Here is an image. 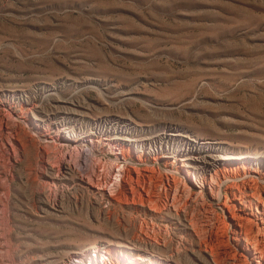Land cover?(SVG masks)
<instances>
[{
	"label": "rangeland",
	"instance_id": "1",
	"mask_svg": "<svg viewBox=\"0 0 264 264\" xmlns=\"http://www.w3.org/2000/svg\"><path fill=\"white\" fill-rule=\"evenodd\" d=\"M103 118L218 142L221 196L178 144L156 162ZM249 187L264 198V0H0V264H258ZM141 235L148 253L124 246Z\"/></svg>",
	"mask_w": 264,
	"mask_h": 264
},
{
	"label": "bare ground",
	"instance_id": "2",
	"mask_svg": "<svg viewBox=\"0 0 264 264\" xmlns=\"http://www.w3.org/2000/svg\"><path fill=\"white\" fill-rule=\"evenodd\" d=\"M95 127H96L97 131L102 130V131H105L108 133H113L115 135V137H118L119 139H125L126 141L135 142V143L139 142L142 147L148 148L147 153L150 155H153L156 162L159 159L158 154H157L159 145H161L160 148H162V147H164V144H166L168 147L170 144H172V145L178 144L179 145V151H180L179 159L182 160L184 166L191 167L193 169L201 168L205 172H208V171L211 172V181L209 182V184L212 186V188H211L212 192L215 193L218 197H220L222 192H223L220 188V185L222 183L221 175H223L225 180H228V178H230L232 176V174H230L229 171H227L225 169L222 170V169L217 168L218 167V161L220 159L224 160V159H229V157H232V156H227V155L226 156H220V157L216 156V154L214 152L216 150H220L222 148L218 142H214V141H210V140L199 141L197 139H190V137L188 135H185L180 130H176L175 132H171V134H167V135H159V136H154V137H141V135H139L141 130H139L137 125L133 124V122H128V121L121 122L119 119H115V118H106V119L103 118V120L96 123ZM163 155H168V154H163ZM67 169L71 170L72 167L68 166ZM67 172L68 171L66 170V173ZM70 172H72V171H70ZM153 172H155V168H154ZM169 173L170 174L167 176V179L170 180V176L173 179V185L170 184V181H169L170 188L175 189V193L173 195V202L171 205L174 206L178 212V211H180V208H183L184 206H187V205H186V201H183L185 198L181 200V199H179L178 194H176L177 189H178V185H179L178 177L175 175V173L174 174H172V172H169ZM204 179H205V177H204ZM129 180H131V179H129ZM131 181H133V180H131ZM205 181L202 182L201 186H204V183H206ZM143 184H144V182H143ZM129 185H130V183H129ZM140 185H142V184H140ZM216 186H218V188ZM132 187L133 186L131 185V189L133 190ZM215 187H216V189H215ZM142 188H144V190H145L144 186H142ZM249 189L251 190L252 194L247 191V188L245 190L238 188V190H240L239 196H238V192H234V193L232 192V194L237 195V197L243 203L251 202V207L253 204H252V200H250V197L253 196V198L255 200H257V205H256V203H255V205L258 209V202H260L261 204H264V198H261L262 196L261 197L259 196V194L256 192L255 188L249 187ZM136 190H137V188H136ZM137 192H138V190H137ZM145 192L148 195L147 197H143L144 195L143 196L140 195V197L138 196L140 199V204L143 206H149L151 210L156 211L157 213L160 212L158 205L156 203V200L149 197L150 195L148 194L147 190ZM190 193H191L190 190H187L185 194H187L186 196H189ZM133 194L136 195L135 191L133 192ZM138 194H139V192H138ZM167 195H168V193H167ZM180 198H182V197H180ZM258 212L262 214V220H264L263 219L264 218L263 217L264 211L259 210ZM153 218H154V216H153ZM191 221H192V219L190 218V224L192 225L193 222L191 223ZM195 222L196 221H194V223ZM240 225H241V227H243V224H240ZM244 225H245V223H244ZM245 226H244V234H245V238H246V248L249 250L254 249L255 253L260 254L258 259H256V260L258 261V264H264V251L259 248V245L261 243L258 244L260 242V240L258 242L257 239H255L254 237H252L249 234V229L251 227H249V229L245 230V228H247ZM194 227H196V226H194ZM146 234H147L146 236H150L148 233H146ZM138 235H140V234H138ZM148 244H149V241L141 235V236L131 237V239H129V242L124 244V246L133 247L134 249L143 250L144 252L146 251L148 253L149 252L148 247H147ZM121 245H123V244L121 243ZM151 255L150 256L148 254L138 255L137 256L138 261L136 262L134 260V264H157V262L151 258ZM164 264H173V263L165 262Z\"/></svg>",
	"mask_w": 264,
	"mask_h": 264
}]
</instances>
